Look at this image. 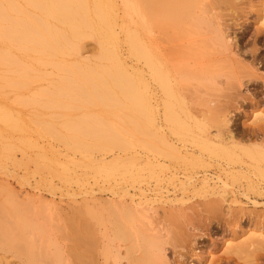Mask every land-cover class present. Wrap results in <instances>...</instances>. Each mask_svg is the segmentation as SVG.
Masks as SVG:
<instances>
[{"label":"bare ground","instance_id":"bare-ground-1","mask_svg":"<svg viewBox=\"0 0 264 264\" xmlns=\"http://www.w3.org/2000/svg\"><path fill=\"white\" fill-rule=\"evenodd\" d=\"M117 12L134 19L135 30L125 35L127 54L137 64L132 71L106 41ZM252 26L246 61L248 51L241 49L235 30ZM261 40L264 0H0V95L11 92L16 107H37L33 117L41 110H83L82 119L63 123L67 136L53 138L68 151L85 154L107 177V187L99 191L106 198L85 193L64 218L39 199L18 201L1 180L0 253H13L23 264H214L212 250L198 251L196 240L216 234L213 226L223 218L224 224L233 219L234 228L221 241L250 232L248 242L244 238L234 247L236 254L264 253V216L248 210L264 206L255 200L264 197V101L247 94L249 83L255 93H264V58L255 47ZM86 41L97 45L93 59L82 58ZM41 80L56 81L49 89L33 90ZM190 81L201 89L185 96ZM6 107H0V125L21 131ZM39 118L33 122L53 134L56 128ZM111 119L120 124H107ZM2 130L0 138L7 132ZM180 130L187 140L174 137ZM50 147L61 154L53 143ZM2 149L9 152L6 145ZM157 174H169L170 183L183 177L178 187L198 199L193 212L172 208L165 225L151 222L128 182L135 178L145 196L151 187L142 186H148L143 179ZM54 231L61 241L52 238ZM182 240L191 244L187 256L173 252ZM6 259L0 263L9 264Z\"/></svg>","mask_w":264,"mask_h":264},{"label":"rangeland","instance_id":"rangeland-1","mask_svg":"<svg viewBox=\"0 0 264 264\" xmlns=\"http://www.w3.org/2000/svg\"><path fill=\"white\" fill-rule=\"evenodd\" d=\"M117 14H118V17L115 21L114 32H113L111 37L110 36L106 37V41L114 44L115 50L118 52L121 60L125 64L126 68H128L129 70L131 69L130 71H132V69L135 70L134 68H135V66H137V64H136L135 60H133L132 58H129V56L127 54L125 35H126V32L128 30H130V31L135 30L134 29V27H135L134 26V19L130 18V16L127 14H125L123 16L121 15L120 12H117ZM252 30H254L253 26L250 27L248 31L244 30V29L243 30L241 29V31L235 30V33H236V36H237V39H238V42H239L241 49H243V50L246 49L244 51H248V53L246 52V61H249V59H250L249 58L250 57L249 50L253 46L251 35L254 31H252ZM146 39L148 40L147 33L145 35V40ZM196 40H198V39H195V41ZM255 45H256L255 47L259 50L258 54H260L261 57L263 55V58H264V41H262V40L258 41ZM84 46L85 47L82 50V58L83 59H85V58L93 59V56H95V54L97 52L96 51L97 45L95 44V42L86 41L84 43ZM194 53H196V52H194ZM201 56H202V54H201ZM194 58L195 57L193 56V59ZM197 58H198V56H197ZM194 60H196V59H194ZM198 60L200 61L201 59L198 58ZM263 64H264V60H263ZM261 71H262V73H264V68H262ZM54 81H56V80H41L38 82V85L37 84L34 85L35 88L33 87V90L36 89V87L38 88V90L39 89L40 90L46 89V87H47V89H49L52 86ZM145 81H148V80H145ZM190 82H192L193 84L192 83L187 84V82L184 83V84H187V86H186L187 90H184L186 88H184L185 85H183V88H184L183 89V95L188 94V95L193 96V94L197 92V91L195 92V90H196V86H197L198 82L196 85H195L194 81H190ZM199 86H200V83H199ZM247 88H248V90H247L248 95L250 93L253 95L255 94L256 100H260V98H261L264 101V93L261 95L255 93V91H253L255 89V87L250 83L248 84ZM193 89H195V90H193ZM199 89H201V88L198 87L197 90L199 91ZM5 93L2 94V96L0 95V97H1L0 98V105H2L3 107L5 105L8 106L6 108L9 110V112H11V114H13V116L15 118H17L19 120V122H21V126L23 128H25V129L21 128V131L13 130L14 131L13 132L12 130L7 129V126L6 127L4 126L5 128H3V126L0 125L1 131H3L2 129H5L8 132L7 133L4 130V132H6V133H3L2 137L0 138V181L4 180V182H7L10 185V187L14 190L16 197L18 198L17 200L23 201L25 199V197L26 198L27 197H31V198L33 197V198L40 200L41 206H43V207L44 206H48V207L50 206L52 209L54 208L53 210H56V212H58L57 214L60 213L59 215L65 216L67 213L70 214V209L77 207V204L80 202V200L85 198L86 196L88 197L89 194H92V196L95 195V197H98V198L101 196H102V198H106L107 197L106 193L105 194H102V193L99 194L100 193L99 191L103 187H105V188L107 187V185H105L106 183H104V182H106L105 178H107V177L105 176L106 174L102 171V168H100V166H98L94 163H90L88 161L87 156H85V154H83L79 151L78 152H74V151L72 152L71 150L68 151L69 149L64 147L63 143H60L53 138L55 135L56 136L57 135L58 136H62V135L67 136L68 133L66 132V130H64L65 127L62 126L63 123L70 121V120H76L77 118L82 119L84 116V113H82L81 111H83V110H80L77 112L72 111L71 114H70L68 109H66V110L62 109L64 111H60L61 109H58V112H57V109H55V112H54V110H49V111H42L41 110L39 113L40 116L33 117L36 114V108L37 107H35V106H28V107L17 106L16 107V104L12 103L14 101L15 96L11 92H9V94H8V92H5ZM147 94H148V92H147ZM185 96H187V95H185ZM3 100H5V102ZM2 106H0V107H2ZM9 108H12L13 110L12 109L11 110L14 112H12ZM15 110L17 113L19 112L20 114H17L15 112ZM93 112H95L97 114L94 117H97L99 115L97 109L94 110ZM16 114L18 115L17 117H16ZM52 114H56V115L58 114V115L56 116V115H52ZM59 114H61L62 116ZM22 116H24V117H22ZM76 116H78V117H76ZM38 117H40V118L37 120L43 122V124H46L48 122L47 124L53 125V129L56 128L55 130H53V134L52 133L49 134V132L48 133L44 132L43 126H41L40 124L38 125L37 123L33 122L36 120L34 118H38ZM72 117H74V118H72ZM79 117H81V118H79ZM240 117H241L240 122H242L243 121L242 115ZM55 118H56V120H55ZM237 119L238 118H235L236 121H237ZM109 122H110V124H109ZM112 122H114V123H112ZM115 122L117 123V125L120 124V121L117 119H116V121H115V119L108 120L107 124L111 125V123L115 124ZM39 126L41 128H38ZM111 126H113V125H111ZM121 127H120V129H121ZM122 128L126 129L127 127H122ZM60 132H61V134H60ZM54 133H55V135H54ZM172 133L174 134V137H176L182 141L187 140L185 138V133L181 130L176 131V132L173 131ZM132 140L134 142L135 138H133ZM149 140L150 139H148L147 141L150 142L151 140L150 141ZM51 143H53L54 145L57 146L56 150L58 149L61 152L60 155L54 153V151H52L53 149H51V147L49 148V144H51ZM5 145L8 146V148H9V152H7V153L4 151V149H2L3 147H5ZM135 150H137V148ZM84 156L86 157V159ZM107 160L109 163L107 162ZM111 160H112L111 157H108L106 159V163L112 164L113 162L110 163ZM78 161H80V162H78ZM90 167H92V168H90ZM96 169H98V170H96ZM121 173H122V171H121ZM121 173H119V174L115 173L114 175H116V177H117V175L119 177H122L121 175L123 173L122 174ZM157 175H159L158 177L160 178V180L163 179V182H162V180L160 181L158 177L157 178L155 177ZM157 175L152 176L154 178L145 176V178L147 177V179H145V178L143 179L145 181L147 180L146 183H148V186H146L145 184H142V186H144L145 188L148 187V189L151 187L149 190L150 192H148V193L146 192L145 196H142L137 191L138 181L135 180V178H133L134 180L131 183H129L130 181L128 182L129 186H131V187H129L130 190H128V191L130 192L131 195H134L133 200L135 201V203H138L140 206L142 205L141 209L144 208L150 212L151 217H153L151 219V222L153 221V223L155 224L156 222L161 221L160 223L165 225V223H163V222H165L164 219L167 216L166 214H168L167 210H174L172 208H175V211H177V209H180V210H178L181 212L180 214H182L183 212H184L183 214H186L187 213L186 211L190 210V207L193 204H195V202H197L198 199L195 197H192V195L189 194L188 192H182L181 189L178 187L179 182L183 181L182 176H179L178 180H174L173 182L170 183L167 181L169 174H166V175L157 174ZM55 176H56V178H55ZM66 176H67V178H66ZM123 176H124V174H123ZM127 176H128V174H127ZM127 176H125V178H128ZM58 177H60V178H58ZM148 178H150V179L148 180ZM62 180H64V181H62ZM156 180L158 182H161V183L155 184ZM132 186H133V188H132ZM153 187H155V188L157 187L156 191H155V188H153ZM49 188H51V189H49ZM145 188H143V190H145ZM44 189H45V191H44ZM131 189H132V191H131ZM85 193H87L88 195ZM28 199H30V198H28ZM255 200H257L259 202H264V197H261L260 199H259V197H256ZM21 201H20V203H22ZM25 201H26V199H25ZM47 204H50V205H47ZM192 207H191L192 211L190 210L191 212L194 211L192 209ZM60 209H61V212L58 211ZM248 210L250 212H252V211L256 212L257 213L256 215H258V217L264 216V206L261 208H257V209L249 208ZM190 211H188V215H189V213L191 214ZM65 212H67V213H65ZM231 212L233 214H231ZM231 212H230V214L232 216H234L235 211L231 210ZM253 212H252V214H253ZM162 214H165V215H162ZM63 216H62V218H64ZM161 218H162V220H161ZM224 219L225 218H223V220L219 219V221H218L219 223H218L217 228L219 231L217 230V228L215 226H213V231H215V229H216V231H215L216 234H214L210 238H206V237L197 238V240H196V242H197L196 244L198 245L197 250L200 252H203V251L206 252V251L212 250L213 257L211 259H212V261H215V262H213L214 264H264V253H259V252L257 253L256 252L255 254H242V255L236 254V251H235L236 248H234V247H236L237 244L238 245L241 244L244 240L245 241L248 240V238L251 237L249 235L250 232L248 233V231H247L245 233L244 238H246V239L243 238L244 240L243 239H239V240H235V239L224 240L223 239L221 241L222 236H224L222 234H225L226 232H228V229H230L232 231V229L234 228V226L232 224L233 219H230L232 222L231 221L226 222L225 224L222 223V222H225ZM156 220H158V221H156ZM54 222H53V224H56ZM160 223H156V224L161 225ZM220 223H221V225H220ZM253 223H254V221H253ZM256 223H257V221L255 222V224ZM57 224H58V222H57ZM222 224H224L225 226ZM245 226H246V224H245ZM225 227H229V228H225ZM230 227H232V228H230ZM260 227H261L260 231L263 234L264 233V230H263L264 225L262 224V226H260ZM199 234H202V233H199ZM246 234L248 235V237ZM52 238L57 242L61 241L59 238L58 232L54 231ZM184 242L185 241L182 240L181 243L173 244V246H175V248L177 247L175 249V251H173V252H176V253L178 252V254L182 253V255L185 254V256H187V254L190 251L191 244L188 246V243L187 242L184 243ZM246 242H248V241H246ZM256 243L257 242H255V244ZM60 244L61 245H68L66 242H63V241L60 242ZM255 244L254 243L252 244L253 248H255ZM187 246L189 248H187ZM212 246L214 247V249ZM257 247H259L258 243H257ZM180 249H181V251H182V249H184V250L181 252V251H179ZM187 250H189V251H187ZM184 251H185V253L183 254ZM173 252H171V248L169 247L167 252H166L167 257L171 258ZM0 256L5 257V258H9V260L6 259V262H9V264H11L12 262H13L12 264H23L24 263L22 258H19V257L15 256L13 253H10L8 251L7 252L2 251V253H0ZM1 257H0V262H1ZM208 259L210 260V257L208 258V256H207V260ZM2 262L4 264L5 261L2 260ZM0 264H2V263H0Z\"/></svg>","mask_w":264,"mask_h":264}]
</instances>
